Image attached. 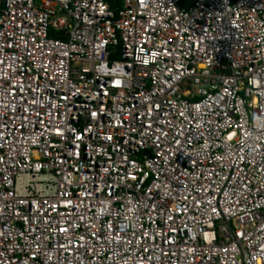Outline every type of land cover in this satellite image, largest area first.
<instances>
[{"label":"built area","instance_id":"obj_1","mask_svg":"<svg viewBox=\"0 0 264 264\" xmlns=\"http://www.w3.org/2000/svg\"><path fill=\"white\" fill-rule=\"evenodd\" d=\"M0 264H264V0H0Z\"/></svg>","mask_w":264,"mask_h":264},{"label":"trees","instance_id":"obj_2","mask_svg":"<svg viewBox=\"0 0 264 264\" xmlns=\"http://www.w3.org/2000/svg\"><path fill=\"white\" fill-rule=\"evenodd\" d=\"M111 11L116 12L122 7V0H105ZM58 35L50 33V37H57Z\"/></svg>","mask_w":264,"mask_h":264}]
</instances>
